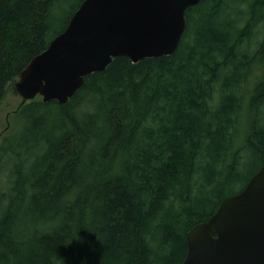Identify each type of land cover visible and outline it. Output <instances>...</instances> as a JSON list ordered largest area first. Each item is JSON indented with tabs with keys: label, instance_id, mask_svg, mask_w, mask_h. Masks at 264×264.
<instances>
[{
	"label": "trees",
	"instance_id": "1",
	"mask_svg": "<svg viewBox=\"0 0 264 264\" xmlns=\"http://www.w3.org/2000/svg\"><path fill=\"white\" fill-rule=\"evenodd\" d=\"M81 1L0 0V103ZM186 22L173 54L117 56L66 103L13 110L0 264H180L186 232L259 169L264 0H200Z\"/></svg>",
	"mask_w": 264,
	"mask_h": 264
},
{
	"label": "water",
	"instance_id": "2",
	"mask_svg": "<svg viewBox=\"0 0 264 264\" xmlns=\"http://www.w3.org/2000/svg\"><path fill=\"white\" fill-rule=\"evenodd\" d=\"M200 0H82L66 26L19 71L17 106L40 96L66 103L87 74L117 56L133 63L173 54L186 10ZM180 264H264V162L243 188L186 232Z\"/></svg>",
	"mask_w": 264,
	"mask_h": 264
},
{
	"label": "rangeland",
	"instance_id": "3",
	"mask_svg": "<svg viewBox=\"0 0 264 264\" xmlns=\"http://www.w3.org/2000/svg\"><path fill=\"white\" fill-rule=\"evenodd\" d=\"M76 2V1H74ZM40 97V96H39ZM21 97L14 93L12 90L7 93L5 98L0 103V143L4 135H6L8 132L14 129V113L13 110L16 109L18 106V103L20 102ZM8 112L10 114L7 116ZM7 116V117H6ZM4 161V160H3ZM259 163H255L254 161L244 170L245 179L248 178V176L258 167ZM6 174V171L4 170L0 174V185L1 181L4 179V176ZM4 183V180H3ZM244 184V182H243ZM242 183L236 185L234 187L235 190H238L242 187ZM7 188L6 184L3 186V189L5 190ZM234 191V190H233ZM3 203L2 198L0 196V204Z\"/></svg>",
	"mask_w": 264,
	"mask_h": 264
},
{
	"label": "bare ground",
	"instance_id": "4",
	"mask_svg": "<svg viewBox=\"0 0 264 264\" xmlns=\"http://www.w3.org/2000/svg\"><path fill=\"white\" fill-rule=\"evenodd\" d=\"M11 87V86H10ZM244 129V128H243ZM5 197V196H4Z\"/></svg>",
	"mask_w": 264,
	"mask_h": 264
}]
</instances>
